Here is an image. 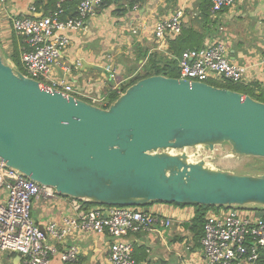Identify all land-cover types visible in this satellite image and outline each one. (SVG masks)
<instances>
[{"label":"water","instance_id":"water-1","mask_svg":"<svg viewBox=\"0 0 264 264\" xmlns=\"http://www.w3.org/2000/svg\"><path fill=\"white\" fill-rule=\"evenodd\" d=\"M223 144L232 155L264 159V104L158 75L100 108L26 77L0 55V162L59 196L108 207L264 209V175L215 171L167 152Z\"/></svg>","mask_w":264,"mask_h":264},{"label":"built area","instance_id":"built-area-1","mask_svg":"<svg viewBox=\"0 0 264 264\" xmlns=\"http://www.w3.org/2000/svg\"><path fill=\"white\" fill-rule=\"evenodd\" d=\"M239 1L211 0V13L218 14ZM103 2L58 0L55 10L47 15H40L32 6L28 16H20L7 8L8 0H0V13L6 14L11 31L24 41L20 63L27 75H23L57 92L81 99L74 94V85L65 76H58L57 70L71 76L73 66L82 67L80 60L67 66L60 59L69 50L68 35L83 32ZM69 3L74 4V15L71 16L67 14ZM138 6L139 2L133 9L137 10ZM181 18L182 13L178 12L169 19L156 22L152 29L154 39L162 44L166 39L179 35ZM129 30L132 34L138 33L136 28ZM104 59L107 63L103 66L102 76L106 82L116 83L111 91L120 96L122 82H117L111 56L106 55ZM176 60L179 78L183 80L204 84H209V80H223L243 84L248 75V67L229 61L227 46L220 41L209 43L205 48L183 51ZM90 100V104L100 108L109 106L107 99ZM57 196L53 189L27 179L0 162V252L17 255L22 264H50L55 256L60 264H74L79 255L75 246L58 252L49 241L64 243L74 233L96 234L109 238L105 264H138L132 243L124 237L127 233L151 230L159 222L156 217L134 207L97 205L85 208L87 201L69 198L72 215L60 224L50 222L45 227L38 226L31 215L33 203L41 198L54 199ZM165 226H169V221ZM200 245L206 264H257L264 252V218L256 216L250 209L239 207L210 211L204 217Z\"/></svg>","mask_w":264,"mask_h":264},{"label":"crops","instance_id":"crops-1","mask_svg":"<svg viewBox=\"0 0 264 264\" xmlns=\"http://www.w3.org/2000/svg\"><path fill=\"white\" fill-rule=\"evenodd\" d=\"M34 3V0H8L7 8L16 15L28 16ZM127 3L122 0L116 4L119 6L117 13L116 6L98 10L83 32L68 35L69 50L60 62L71 66V62L80 60L84 66L75 75L62 73V76L74 85L77 97L107 99L116 86L102 76L103 66L107 63L105 55L111 56L117 82H122V86L140 72L143 61L138 59L141 55L157 53L174 59L169 44L175 37L161 44L154 39L152 29L156 22L169 19L178 12L182 13L178 38L181 43L176 45L180 51L197 50L220 41L227 46L230 62L248 67L243 84L264 89V0H240L234 7L215 15L211 13V0H142L137 10L133 9L134 5L128 9ZM46 4L47 0H43L38 8L40 15L51 11L44 12ZM67 14L74 15V10H67ZM130 28H136L138 33L132 34ZM14 40L20 53L24 41L11 31L6 14L0 13V46L8 50L5 58L15 49ZM71 205L69 198H41L33 203L31 215L40 227L50 222L60 224L73 214ZM142 209L159 222L149 231L125 235L124 239L133 245L138 264H206L200 245L203 225L201 229L194 222V207L150 203ZM252 211L255 213L254 209ZM166 221L169 226H165ZM49 242L58 252L75 246L79 255L74 264L106 262L108 236L74 233L64 243ZM0 264H22V260L17 255L0 252ZM50 264H60L58 257L55 256Z\"/></svg>","mask_w":264,"mask_h":264},{"label":"trees","instance_id":"trees-1","mask_svg":"<svg viewBox=\"0 0 264 264\" xmlns=\"http://www.w3.org/2000/svg\"><path fill=\"white\" fill-rule=\"evenodd\" d=\"M9 1H13V0H9ZM58 0H47V4L44 5L43 7H45V13H47L48 10H55V6H56V2ZM122 0H104V2L102 3L101 8L99 9V11L101 10H105L108 9L110 7H115L116 4H119V2H121ZM127 7L128 9L132 8V6L137 3V2H141L142 0H127ZM43 0H35L34 6L36 8V10L38 11V8L42 5ZM68 10L70 9V11L74 10V4L69 3L67 6ZM119 6H116V11L115 13H117V11H119L118 9ZM39 12V11H38ZM69 14V12H68ZM180 36L177 35L174 38V41H170V53L172 55H174V59H168L167 57L161 56L157 53H151L149 55H147V53L145 55H141L139 57L138 60L143 61V65L141 67V70L139 73H137L134 77H132L128 83H126L124 86H122V93L131 85L135 84L137 81L144 79V78H148V77H152V76H164V77H168V78H179V71H178V67H177V57H180V55L182 54V52L184 51H180L179 47H177L176 45L179 44L180 45V39H178ZM16 49L13 50L12 55L6 59H9L12 62V66L18 70L20 73L24 74L20 68L18 67V56L16 53L17 51H15ZM210 85L214 86V87H218L217 85H214L212 83H209ZM243 87H245V89L243 90H234L231 88H226L232 91H235L237 93H240L242 95H246L249 96L251 98H253L254 100L261 102L264 104V100H261V98H264V89H261L258 85L256 86H250V85H246ZM220 88V87H218ZM225 88V87H222ZM255 92V93H254ZM260 93V98L257 97L255 94L256 93ZM119 96L115 93V92H109L108 96H107V102L108 105L112 104ZM64 198H68V197H64ZM172 205H177V206H189V207H194L195 208V218H194V222L199 225L202 229V225L204 222V216L205 213L209 210L212 211H216L219 209H224L225 207H203L200 205H178V204H172ZM85 206H97L94 203L88 202L87 204H85ZM246 209V207H243ZM253 210V208H252ZM255 212H258L261 214V217L264 218V209L258 207V208H254ZM257 264H264V252L261 254L260 259L258 261Z\"/></svg>","mask_w":264,"mask_h":264},{"label":"rangeland","instance_id":"rangeland-1","mask_svg":"<svg viewBox=\"0 0 264 264\" xmlns=\"http://www.w3.org/2000/svg\"><path fill=\"white\" fill-rule=\"evenodd\" d=\"M14 47L16 49L15 51H17L16 53H18L17 54V56H18L17 58L19 60L18 67L20 68V70L24 74L27 75L25 68L20 63V53L18 51V46H17L15 40H14ZM2 48L0 46V55L3 57L8 50L2 49ZM11 55H12V53L9 55V57ZM6 62L8 64L12 65V62L9 59H6ZM78 69H79L78 67L73 66L72 67V74L75 75V73ZM97 73H99V70L97 71ZM38 80L41 81L40 79H38ZM111 83H113V82H111ZM207 83H212L214 85H217L220 88L225 87V88H231L234 90L237 89L240 91L245 89V87H243L244 84H232L228 81H223V80L217 81V82H213V81L209 80ZM75 88H76V86H75ZM73 90H74V88H73ZM76 91L74 90L73 92H76ZM82 99H84V98H82ZM90 99H91V97L85 98L84 100L91 103ZM261 100H264V98L262 97ZM167 152L172 154V155L185 154L188 157L189 163L194 164V163H200L201 162L207 168L215 170V171H224V172H229V173L236 174V175H250V176L264 175V159L232 155L231 148L227 144L218 145L214 148L213 151H209L205 148H200V147L196 148L195 147V148H191V149H184L181 151L168 150ZM60 197H62V196H60ZM90 207H94V206H90ZM143 207H145V206H142V207L138 206V207H134V208L139 209V210H143L142 209ZM252 208L254 209V208H258V207L246 206V209H252ZM210 211H212V210L207 211L205 213V216ZM255 214H256V216L261 217L260 213L255 212Z\"/></svg>","mask_w":264,"mask_h":264}]
</instances>
